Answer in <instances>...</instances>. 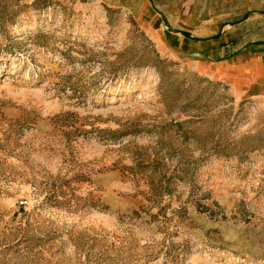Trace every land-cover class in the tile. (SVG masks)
<instances>
[{
	"label": "rangeland",
	"instance_id": "1",
	"mask_svg": "<svg viewBox=\"0 0 264 264\" xmlns=\"http://www.w3.org/2000/svg\"><path fill=\"white\" fill-rule=\"evenodd\" d=\"M0 264H264V109L122 7L0 0Z\"/></svg>",
	"mask_w": 264,
	"mask_h": 264
},
{
	"label": "crops",
	"instance_id": "2",
	"mask_svg": "<svg viewBox=\"0 0 264 264\" xmlns=\"http://www.w3.org/2000/svg\"><path fill=\"white\" fill-rule=\"evenodd\" d=\"M129 11L167 58L264 109V0H100Z\"/></svg>",
	"mask_w": 264,
	"mask_h": 264
}]
</instances>
